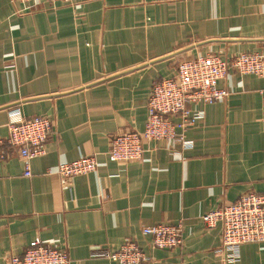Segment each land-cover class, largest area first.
Masks as SVG:
<instances>
[{
	"label": "crops",
	"instance_id": "obj_1",
	"mask_svg": "<svg viewBox=\"0 0 264 264\" xmlns=\"http://www.w3.org/2000/svg\"><path fill=\"white\" fill-rule=\"evenodd\" d=\"M264 51V0H0V264L33 240L67 251L69 264H111L91 250L135 240L141 264H222L220 224L203 214L240 195L264 194L263 80L229 70L228 96L186 131L191 148L143 140L142 158L113 162L110 138L142 131L154 80L181 60ZM47 115L44 153L23 174L4 139L8 112ZM94 155L93 172L64 183L58 163ZM181 223L182 244L153 248L144 226ZM241 264H264V240L240 248Z\"/></svg>",
	"mask_w": 264,
	"mask_h": 264
},
{
	"label": "built area",
	"instance_id": "obj_2",
	"mask_svg": "<svg viewBox=\"0 0 264 264\" xmlns=\"http://www.w3.org/2000/svg\"><path fill=\"white\" fill-rule=\"evenodd\" d=\"M25 8H31L44 0H17ZM70 3L72 0H45ZM229 70L239 74H252L263 80L260 89L264 93V51H250L221 58L204 54L181 60L173 76L152 82L147 104L146 120L142 131H122L110 138L106 152L113 162H130L142 158L143 140H166L191 148L186 138L188 128L196 126L204 111L199 104H212L228 96V90L218 85ZM194 106V107H193ZM53 129V120L47 115L24 117L19 109L8 112L5 141L13 146L23 162V174L31 175L30 160L44 153V143ZM2 140H0L1 144ZM6 157L0 149V161ZM97 167L94 155L80 156L70 162H60L48 174L58 176L61 182L93 172ZM208 227L220 224V244L215 252L222 264H241L240 248L245 243L264 240V194L248 192L235 201L209 211L201 217ZM150 237L153 248L173 249L182 244L181 223H157L142 228ZM94 258H105L111 264H141L150 257L135 240L125 241L118 249L91 250ZM66 250L33 240L22 255L8 258V264H69Z\"/></svg>",
	"mask_w": 264,
	"mask_h": 264
}]
</instances>
